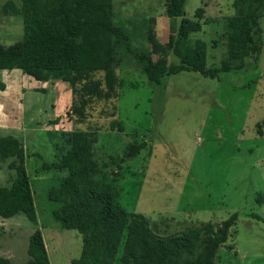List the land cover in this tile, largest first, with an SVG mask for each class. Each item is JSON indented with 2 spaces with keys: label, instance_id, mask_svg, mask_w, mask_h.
Here are the masks:
<instances>
[{
  "label": "rangeland",
  "instance_id": "374dc122",
  "mask_svg": "<svg viewBox=\"0 0 264 264\" xmlns=\"http://www.w3.org/2000/svg\"><path fill=\"white\" fill-rule=\"evenodd\" d=\"M7 1L0 0V21ZM165 1L114 0L115 22L130 38V45L117 46L119 98L96 101L84 123L75 122L70 113L73 94L66 82L37 81L20 69L0 75L3 95L8 91V99L0 104V120L17 126L0 130V136L13 134L23 143L38 215L37 224L24 213L0 216V255L14 264H28L29 238L37 228L51 264H71L81 255V234L61 227L54 217L60 203L48 196L68 171L44 169L69 149L72 132L80 129L97 132L98 178L114 188L121 206L143 214L154 231L178 233L203 222L221 223L237 213L235 232L219 249L216 263L264 264V10L263 47L256 64L223 72L219 78L194 71L165 74L156 84L130 49H149L151 18L163 42L177 32L181 17H169ZM199 7L204 9L201 18L196 16ZM184 10L186 18L201 23L199 31L191 32L190 42L206 41L207 66L220 67L227 56V20L238 10L235 0H187ZM15 16L7 19V28L8 21L16 22L13 27L18 30L9 37L0 23V42L11 44L23 37L22 17ZM170 61L177 59L171 55ZM115 119L121 124L112 129ZM134 143L144 146L129 156ZM9 161H0L2 185L15 176ZM122 249L123 244L117 258Z\"/></svg>",
  "mask_w": 264,
  "mask_h": 264
},
{
  "label": "trees",
  "instance_id": "16d2710c",
  "mask_svg": "<svg viewBox=\"0 0 264 264\" xmlns=\"http://www.w3.org/2000/svg\"><path fill=\"white\" fill-rule=\"evenodd\" d=\"M186 1H165L167 15L181 17L177 32L171 33L168 41L160 39L156 21L151 18L149 49H130L151 83H160L165 74L183 71L219 78L223 72L246 70L257 63L263 47L260 16L264 0H235L238 10L227 20V56L220 67L207 66L206 41L190 42L191 32L199 31L201 23L184 16ZM2 11L4 15L21 16L24 33L11 44L0 42V70L20 69L37 81L66 82L73 94L70 113L77 123L86 121L96 101L119 98L117 46L120 42L130 45V38L115 22L114 0H8ZM203 15L204 9L197 8L196 16ZM171 55L177 62L170 61ZM101 72L103 76L97 77ZM111 115L116 117L114 112ZM117 123L121 124L113 120L111 128ZM96 142L97 132L93 129L75 130L69 149L58 161L44 165V169L68 171L60 185L51 187L48 196L60 203L54 217L61 227L82 236L81 255L71 264H217L219 249L235 232L238 214L217 224L203 222L178 233H157L143 214L121 206L114 188L98 178ZM143 146L132 144L128 155L136 156ZM9 159L8 168L15 171V176L10 184H0V216L11 218L24 213L37 224L23 143L13 135L0 136V161ZM122 244V254L117 258ZM27 252L28 264H51L40 228L31 234ZM0 264L14 262L0 255Z\"/></svg>",
  "mask_w": 264,
  "mask_h": 264
},
{
  "label": "crops",
  "instance_id": "0c3cea01",
  "mask_svg": "<svg viewBox=\"0 0 264 264\" xmlns=\"http://www.w3.org/2000/svg\"><path fill=\"white\" fill-rule=\"evenodd\" d=\"M8 17V18H7ZM14 17H16L15 15H13V14H11V15H4L3 16V20L2 21H0V23L3 25V27H5V30H6V32L5 33H8V35H9V37H13V35H14V33H16V31L18 30L17 29V27H16V31L14 30L15 28L13 27V25H15V23H12V22H10V21H8V23H9V28H7V19H13ZM18 25V24H17ZM16 25V26H17ZM5 33L3 34V36L2 37H6V35H5ZM5 71H9L8 73H12V72H10V71H13V70H0V75H2V73H5ZM5 75H8L7 73L5 74ZM10 75V74H9ZM0 85H2V89H0V90H2V91H0V104H2L5 100V98H6V100L8 99L7 97H5V95H7L8 94V91H7V93L5 94V95H3V93H4V91H5V83H3V82H0ZM2 106L0 105V108H1ZM15 129H17V126H16V124L15 123H13L12 121H6V120H0V130H15ZM11 135H13V134H11ZM1 136H4V135H1ZM14 136V135H13Z\"/></svg>",
  "mask_w": 264,
  "mask_h": 264
}]
</instances>
